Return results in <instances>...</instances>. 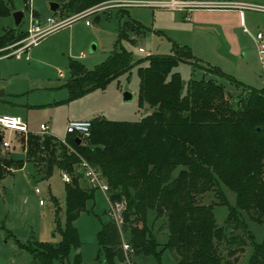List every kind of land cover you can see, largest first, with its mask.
Listing matches in <instances>:
<instances>
[{
	"label": "trees",
	"instance_id": "16d2710c",
	"mask_svg": "<svg viewBox=\"0 0 264 264\" xmlns=\"http://www.w3.org/2000/svg\"><path fill=\"white\" fill-rule=\"evenodd\" d=\"M56 1L59 7L54 13L68 17L111 0ZM8 5L0 0V15L10 13ZM144 31L139 21L130 18L118 23L115 49L91 69L70 59L64 86L68 99L73 100L129 75L136 67L140 103L153 107L149 115L139 121L92 119L86 138L68 133L63 141L50 134L29 132L24 160L0 162V179L11 173V164L15 163L17 170L28 161L43 178L50 177L54 170L74 173L71 182H64L65 222L57 224L60 242L54 246L30 239L19 244L30 255V264H70V253L80 247L74 221L87 211L86 203L95 190L78 183L81 174L76 166L81 159L100 170L112 202L125 201L122 223L131 222L127 237L130 249L125 252L117 223L109 218L102 221L97 215V244L106 264L125 261L129 254L154 256L159 261L166 249L174 251L176 264H234L251 242L246 221H261L264 215V88L245 85L207 64L209 73L244 89L237 106L229 101L223 85L212 78L191 77L184 91L176 68L180 63L196 67L200 59L188 46L173 43L171 53L135 60L122 41L134 42L129 34ZM26 35L20 25L5 30L0 35V47ZM220 184L236 193V205L229 206L225 226L216 224L213 204L198 202L199 195ZM218 193V204L228 205L222 191ZM148 210L162 218L168 230L167 242L159 250L146 225ZM223 242L232 247L225 259L218 250ZM71 264H83L80 254L75 253ZM248 264H264V243L254 247Z\"/></svg>",
	"mask_w": 264,
	"mask_h": 264
},
{
	"label": "rangeland",
	"instance_id": "374dc122",
	"mask_svg": "<svg viewBox=\"0 0 264 264\" xmlns=\"http://www.w3.org/2000/svg\"><path fill=\"white\" fill-rule=\"evenodd\" d=\"M5 1L9 4L10 13L0 15V35L13 28L12 13L17 10L23 12L20 23L22 30L26 29L31 18L42 24H45L48 17H54L56 22L72 21L47 33L29 48H22L20 58L0 57V115L22 117L33 131L32 134L42 135L37 132L39 124L47 123L50 127L49 134L63 139L66 136V124L70 120L105 118L113 121H139L153 111V107L147 102L140 103L136 67L129 75H121L104 87L73 100L68 99L64 86L69 77V60L75 59L88 69L102 62L115 49L118 23L129 18L139 21L145 28L144 33L134 42L122 41V45L131 51L135 60L144 58L147 53H169L173 43L188 45L193 55L200 58L201 61L196 67L189 63H180L176 68L183 79L184 91L191 77L212 78L223 85L229 101L237 106V100L245 95L244 89L233 86L223 77L209 73L206 70L207 64L221 69L246 85L264 88V70L255 40L257 32H264L263 11L241 8L243 15L240 23L237 16L231 13L233 9H201L204 10L199 11L201 20L194 21L191 15L189 18L185 16L183 10L150 4V1L159 0H123V5L117 3L118 0H111L67 17L59 12L55 14L50 9V3L56 0H30V5L25 0ZM197 1H207L198 6L209 8L232 7V0ZM240 1L264 4V0ZM81 16L85 17L80 18ZM86 19L89 21L88 25L85 24ZM134 35L130 33L129 37ZM22 40L20 47H24L28 41L26 38ZM10 45L12 44L0 49H6ZM92 46L95 47L93 51ZM9 52L11 49L5 50V53ZM124 92H129L132 97L124 100ZM28 134L29 132L16 133L12 136L11 132L4 131L3 137L10 141L12 149L3 150L0 147V162L24 160L22 148ZM8 169L11 173L0 180V264H30V256L19 244H25L30 239L54 246L60 242L57 224L63 225L65 222L64 180L62 172L58 170H54L50 177L42 178L30 161L25 162L21 169L16 170L15 163ZM72 175L69 174L70 177ZM77 180L79 183V179ZM218 190L226 196L228 205L218 204L221 200ZM198 199L201 204L214 205L215 222L218 226H225L229 206L236 205V193L222 184L199 195ZM108 208L107 194L95 189L93 198L86 203L87 211H82L74 221L80 247L70 253V264L73 263L75 253L80 254L83 264L104 263L97 244V215L102 221L107 220ZM130 223L118 225L124 242L128 237ZM146 225L159 250L168 238L164 220L148 210ZM246 225L251 242H247L243 253L234 264H248L254 247L264 243V215L261 221L248 219ZM237 233L246 238V234L241 231ZM231 248L225 242L218 244L223 259ZM159 262L176 264L174 251L164 250L159 261L154 256L132 254L125 261L114 260V264Z\"/></svg>",
	"mask_w": 264,
	"mask_h": 264
},
{
	"label": "built area",
	"instance_id": "2783aa9c",
	"mask_svg": "<svg viewBox=\"0 0 264 264\" xmlns=\"http://www.w3.org/2000/svg\"><path fill=\"white\" fill-rule=\"evenodd\" d=\"M128 1H132V0H127V2ZM117 2L119 4L124 3L123 0L122 1L118 0ZM151 4L158 7H167L171 9L183 8V4L180 0H159V1H152ZM240 5L242 7H249L264 12V5L246 4V3H241ZM84 17L85 16H81L80 18H84ZM71 22L68 23H65L64 21L56 22L54 17H48L46 18L45 24H42L38 20H34L33 18H31L28 23V26L25 29L27 33L25 38L28 41L24 44V47L19 46L22 45L23 40L17 41L12 45H10L9 47H6V49H11V52L9 53H5L6 49L1 48L0 57L15 56L16 58H20L22 54V48H26V47L29 48V46L36 44L38 40L43 36H45L47 33L59 27H62L66 24H69ZM85 23L89 24V21L86 19ZM255 40L257 43L258 54L260 60L262 61L263 70H264V32H257L255 35ZM12 47L14 48L12 49ZM90 128H91L90 120H70L66 124L65 132L66 134L76 133L79 138L81 137L86 138L90 134ZM48 130H49V125L47 123L39 124V132L41 134H48ZM4 131L27 134L29 132V128L27 123L20 116L5 115V114L0 115V147L3 150H11L12 147L10 141L3 137ZM76 171L80 173L81 177H83L87 181L90 188L99 189L107 194V200L109 202V208L107 210L108 217L109 219L114 220L117 223V225L121 224L122 211L125 208V201L122 200V201L112 202L110 200L109 186L105 178L101 174L100 170L96 166L90 164L87 160L81 159V161L76 166ZM62 178L64 182H70V176L68 173L62 172ZM37 191L38 189H36V192ZM122 248L124 251H128L130 249L129 245L126 243H123Z\"/></svg>",
	"mask_w": 264,
	"mask_h": 264
},
{
	"label": "crops",
	"instance_id": "0c3cea01",
	"mask_svg": "<svg viewBox=\"0 0 264 264\" xmlns=\"http://www.w3.org/2000/svg\"><path fill=\"white\" fill-rule=\"evenodd\" d=\"M26 3H28L30 5V0H25ZM183 4V8L182 9H178V10H183L185 11V16H187L189 18V15H191V17L193 18L194 21H199L201 19L200 16H199V11H204V10H201V9H233L231 13L235 14V16H237V19L240 23H242V9L243 8L240 4L241 3H246L245 1H240V0H232V7H219V8H209V7H204V6H198V4H203V2H207V1H197V0H180ZM56 2V1H55ZM152 1H150V4H151ZM59 4V3H58ZM248 4V3H246ZM153 5V4H152ZM258 5H264V4H258ZM155 6V5H154ZM237 14V15H236ZM14 21V19H13ZM137 21V20H136ZM193 21V22H194ZM86 24V23H85ZM88 25V24H87ZM14 27V26H13ZM142 35V34H141ZM140 35H134L132 36L131 38L133 40H136L137 37H139ZM186 45V44H184ZM188 46V45H186ZM189 47V46H188ZM190 48V47H189ZM191 50V49H190ZM172 51V49H171ZM171 53V52H169ZM159 54H166V53H159ZM193 54V53H192ZM147 55H149V53H147ZM196 57V56H195ZM198 58V57H197ZM200 59V58H199ZM201 61V60H200ZM59 75H62V73H59ZM239 81V80H238ZM244 84V83H243ZM246 85V84H245ZM249 86V85H248ZM50 128V127H49ZM39 129V128H38ZM49 131V130H48ZM10 132V131H9ZM29 132H33L32 130L29 129ZM39 132V130L37 131ZM14 136L16 133L15 132H11ZM40 133V132H39ZM49 134V132H48ZM64 139V138H63ZM61 139V140H63ZM20 147V146H19ZM23 151H24V148H22ZM24 156H25V153H24ZM21 169V168H20ZM18 170V169H17ZM16 171V170H15ZM14 171V172H15ZM59 171V170H58ZM13 172V173H14ZM60 172V171H59ZM41 177L43 178V176L41 175ZM1 180V179H0ZM79 185L82 187V188H85V189H88L90 188L87 181L83 178V177H80L79 178ZM0 192H1V189H0ZM103 192V191H102ZM123 239V238H122ZM123 243H126L127 244V240H123ZM127 252V251H125ZM29 255V254H28ZM30 256V255H29Z\"/></svg>",
	"mask_w": 264,
	"mask_h": 264
},
{
	"label": "water",
	"instance_id": "95a60500",
	"mask_svg": "<svg viewBox=\"0 0 264 264\" xmlns=\"http://www.w3.org/2000/svg\"><path fill=\"white\" fill-rule=\"evenodd\" d=\"M58 7H59V4H58L57 2L53 1V2L50 3V9H51L53 12H55V11L57 10ZM12 16H13V19H14V25H13V26H14V27H17L18 25H20V23H21V21H22V19H23V12L20 11V10L14 11V12L12 13ZM91 50H92V51L95 50V47L92 46V47H91ZM131 97H132V94H130L129 92H124V93H123V98H124V100H128V99H130ZM77 141L79 142L80 139L77 138ZM0 195H1V192H0ZM103 264H106V263L104 262Z\"/></svg>",
	"mask_w": 264,
	"mask_h": 264
}]
</instances>
